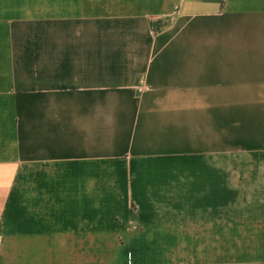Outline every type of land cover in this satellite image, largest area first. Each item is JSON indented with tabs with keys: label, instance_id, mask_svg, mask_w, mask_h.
Wrapping results in <instances>:
<instances>
[{
	"label": "crops",
	"instance_id": "1",
	"mask_svg": "<svg viewBox=\"0 0 264 264\" xmlns=\"http://www.w3.org/2000/svg\"><path fill=\"white\" fill-rule=\"evenodd\" d=\"M0 264H264V0H0Z\"/></svg>",
	"mask_w": 264,
	"mask_h": 264
},
{
	"label": "rangeland",
	"instance_id": "2",
	"mask_svg": "<svg viewBox=\"0 0 264 264\" xmlns=\"http://www.w3.org/2000/svg\"><path fill=\"white\" fill-rule=\"evenodd\" d=\"M179 22L177 21V24H178ZM179 25H181V24H179ZM165 26H168V25H165Z\"/></svg>",
	"mask_w": 264,
	"mask_h": 264
}]
</instances>
